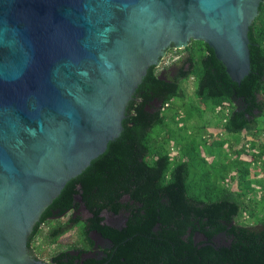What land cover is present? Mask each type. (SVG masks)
I'll use <instances>...</instances> for the list:
<instances>
[{"label": "water", "instance_id": "water-1", "mask_svg": "<svg viewBox=\"0 0 264 264\" xmlns=\"http://www.w3.org/2000/svg\"><path fill=\"white\" fill-rule=\"evenodd\" d=\"M261 1L0 0V264H50L29 235L120 146L129 101L167 48L205 41L242 94Z\"/></svg>", "mask_w": 264, "mask_h": 264}, {"label": "trees", "instance_id": "trees-1", "mask_svg": "<svg viewBox=\"0 0 264 264\" xmlns=\"http://www.w3.org/2000/svg\"><path fill=\"white\" fill-rule=\"evenodd\" d=\"M249 34L256 43L252 47L255 70L235 100L229 77L205 41L192 38L184 47H169L168 65L173 70L161 75L156 65L150 67L144 84L129 101L126 118L133 121H123L127 131L119 139L120 146L107 149L90 172L62 191L61 200L50 205L29 235L28 248L33 249L44 223L61 216L46 230V237L55 241L76 229L77 238L50 255V264H264V219L252 226L236 219L240 195L256 188L248 181L246 190H238L251 171L262 176L258 189L264 188V141L259 138L264 133V0ZM188 78L196 81L198 114H219L223 131L236 135L228 142L204 138L210 147L228 143L225 148L232 163H215L220 165L217 172L210 165L196 174L192 146H179L177 154H171L172 148L168 151L166 146L169 132L152 135L154 127L167 121L164 107L178 111L183 106L187 90L182 82ZM186 117L174 118L181 124ZM243 131L251 137L235 147ZM244 152L249 158L241 162ZM199 157L206 160L204 155ZM234 179L236 189L230 188ZM80 204L88 212L85 217L78 212ZM103 210L125 212L124 221L119 226L105 222ZM92 231L107 239L108 245L95 250ZM195 233L204 238L195 240ZM221 233L227 242L212 241Z\"/></svg>", "mask_w": 264, "mask_h": 264}, {"label": "rangeland", "instance_id": "rangeland-1", "mask_svg": "<svg viewBox=\"0 0 264 264\" xmlns=\"http://www.w3.org/2000/svg\"><path fill=\"white\" fill-rule=\"evenodd\" d=\"M169 56L167 52L165 53L164 57H162L160 63L157 65L158 73L161 75L169 74L173 70V67L169 66ZM166 65V66H165ZM183 86H186V94L184 98L183 106L176 111V107H164L163 112L167 113V121L163 126L154 127L152 131V135L155 136L157 132H169L171 140L167 142V150L170 151L171 154H175L180 147L187 148L192 146L195 150V165L193 170L196 174H198L203 169H208L210 165H214V169L217 171L220 165L215 163H232L231 158L227 155L228 150L227 147L228 143H225L224 147H218V145H213L210 147L209 142L207 145L204 144V138L212 140L213 137L218 138H227V142L229 139H233L236 135L232 132L223 131L221 122L219 121V114L213 113L212 115L208 116V119L205 115L201 116L198 114V101L196 95L194 93V88L196 86V81L194 79L188 78L184 79L182 82ZM174 102L177 101V98L173 100ZM178 115H187V117L181 122V125L174 117ZM189 117V118H188ZM206 129L209 133H205ZM156 132V133H155ZM251 136L246 134V132H242V137L239 139L238 144L235 147H239ZM259 138L264 141V133L259 135ZM179 143V145H175L174 143ZM232 142V141H229ZM208 149H211L212 153H207ZM199 153V154H198ZM177 154V153H176ZM204 155L206 157L205 161H202L199 155ZM247 153H241L240 161L247 160L248 158ZM177 160L180 159L176 158ZM246 163V162H244ZM254 163L250 166L252 167ZM256 168H258L256 166ZM257 170L251 171L249 176L246 180L243 181L245 184H241L238 190L243 189L246 187V183L249 181L251 186L256 187L255 190H251V192L242 193L239 197L241 201V209L237 216V222L242 225L252 226L257 225L264 219V188H260V183L262 181V176L256 172ZM261 174V172H260ZM264 187V185H263ZM232 189L237 188L236 179L231 181ZM246 190V189H243ZM257 191V192H256ZM78 200V196H75ZM78 212L81 214L82 217L88 215L87 210L84 208L82 204L79 205ZM102 214L104 215V221L115 226H119L124 221L126 213L121 211L117 214L109 212L107 210H103ZM63 217L57 216L51 218L49 221L44 223L41 227L39 234L37 235L36 239L34 240L32 246L33 249L31 250L33 253L42 257L46 261L50 260V255L54 254L56 251L65 249L67 243L70 241H74L77 238V231L73 229L69 234L66 236L57 239L55 241H51L46 237V230L51 227L53 224L57 223ZM91 236L94 238L96 242L95 250L97 247H104L108 245V240L102 238L98 233L92 231ZM204 237L200 233H195V240L203 239ZM212 241L220 244L225 243L228 241V237L221 233L216 235Z\"/></svg>", "mask_w": 264, "mask_h": 264}, {"label": "flooded vegetation", "instance_id": "flooded-vegetation-1", "mask_svg": "<svg viewBox=\"0 0 264 264\" xmlns=\"http://www.w3.org/2000/svg\"><path fill=\"white\" fill-rule=\"evenodd\" d=\"M168 49V48H167Z\"/></svg>", "mask_w": 264, "mask_h": 264}]
</instances>
